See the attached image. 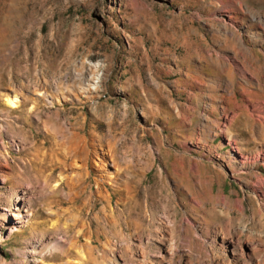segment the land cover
Instances as JSON below:
<instances>
[{
	"label": "rangeland",
	"instance_id": "1",
	"mask_svg": "<svg viewBox=\"0 0 264 264\" xmlns=\"http://www.w3.org/2000/svg\"><path fill=\"white\" fill-rule=\"evenodd\" d=\"M231 1L0 0V264L72 263L78 246L129 264L154 217L225 223L218 195L262 239L264 0L214 14Z\"/></svg>",
	"mask_w": 264,
	"mask_h": 264
},
{
	"label": "bare ground",
	"instance_id": "2",
	"mask_svg": "<svg viewBox=\"0 0 264 264\" xmlns=\"http://www.w3.org/2000/svg\"><path fill=\"white\" fill-rule=\"evenodd\" d=\"M232 9H243L241 0H232L228 5L220 3L214 14L218 17H224ZM245 77V73H242V79L244 80H241L248 85L249 82L246 81ZM7 103L10 107H16L19 100L17 97H10L7 99ZM263 127L260 126V128ZM259 156H254V159ZM95 157L96 161L94 162L97 167L103 169L104 167L97 162L100 159L97 155ZM243 158L246 159L247 156H243ZM233 164L237 169H243V166H239L237 162H233ZM68 179L67 182L70 186L76 185L75 180L69 177ZM259 184L260 186L257 190H253V193L264 195V180ZM186 192L187 195L189 194L193 208L203 213L206 209L204 203L193 199L190 191L186 190ZM98 193L102 194L101 191H98ZM22 195L17 196L12 213L9 215L13 224H20L21 213L27 212L23 209ZM213 201L212 211L214 208H220V214L226 218L225 223L209 227L205 223L202 225L191 219L186 213L180 221L177 220L175 213L169 214L167 217H154L156 222L154 232H150L145 236L138 235L135 246L132 240V245L127 244L126 254H124L131 257L132 262L129 264H264V236L261 240L251 239L247 235L246 226L236 227L230 218L232 212L244 217L245 209L242 200L231 201L225 196L218 195ZM89 232L81 231L87 241L84 247L90 251L92 238ZM64 244V240H59L54 246L59 247ZM150 244L157 245L155 254L150 255L144 248H141ZM86 253L81 246H78L76 259L72 263L67 262L66 264H90L86 260ZM114 264L128 263L122 261L121 263L114 262Z\"/></svg>",
	"mask_w": 264,
	"mask_h": 264
}]
</instances>
